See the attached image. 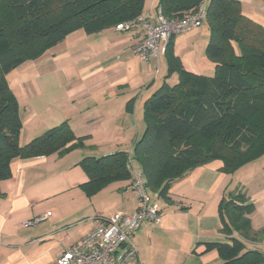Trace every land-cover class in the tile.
<instances>
[{
	"label": "trees",
	"instance_id": "obj_1",
	"mask_svg": "<svg viewBox=\"0 0 264 264\" xmlns=\"http://www.w3.org/2000/svg\"><path fill=\"white\" fill-rule=\"evenodd\" d=\"M204 1L157 0L155 10L168 19H183ZM143 10L144 0H0V181L11 177L14 159L63 155L84 139L63 122L21 145L19 107L5 76L70 32L98 33L136 19ZM204 19L209 31L205 54L213 74H195L179 60L174 66L167 59L177 83H163L144 102L145 127L132 151L79 162L88 179L80 188L87 195L112 182L132 181L131 159L141 167L147 192L166 199L173 181L195 167L218 160L221 172L230 174L264 155V27L247 19L235 0H207ZM253 211L239 191L219 202L221 233L227 241L206 248L217 253L221 264H264V253L246 249L243 242L264 236V230L251 226Z\"/></svg>",
	"mask_w": 264,
	"mask_h": 264
},
{
	"label": "crops",
	"instance_id": "obj_2",
	"mask_svg": "<svg viewBox=\"0 0 264 264\" xmlns=\"http://www.w3.org/2000/svg\"><path fill=\"white\" fill-rule=\"evenodd\" d=\"M154 12L147 9L142 14L152 16ZM129 32L127 47L131 55L138 43L140 28ZM180 63L183 69L199 74L192 60L188 62L189 69L181 60ZM102 70L97 68L92 74L83 76L84 81L93 79L95 73H102ZM127 72H131L130 67ZM135 80V77L130 81L120 75L107 84V89L119 92L115 112L118 110L116 115L121 118L123 129V135L115 139L117 143L113 146L109 145L112 125L110 120L107 122L108 113L84 115L85 112H78L61 123L66 122L76 137H84L80 147L63 155L54 153L11 162V177L0 181V264H57L61 252L85 237L98 219H108L116 212L131 214L136 209L137 197H126L128 191L133 190L131 180L112 182L97 193L87 195L80 185L88 179L78 165L86 157L132 151L143 132L137 130L134 123L127 125L132 123L137 104L136 92L132 90ZM95 85L102 87L99 83ZM144 88L139 94L145 102L150 96L148 86ZM131 99H134L133 105L128 111L126 104ZM31 113L29 118L36 114L33 109ZM23 127L24 123L19 137L21 145L45 132L24 137ZM95 133L103 138L106 134L109 138L98 144ZM121 138H125V146L119 143ZM221 167L222 163L215 160L189 170L173 181L166 199L148 192L159 207V220L157 223L143 221L133 234L138 258L131 264H221L217 253L208 250L206 245L227 241L221 233L218 204L231 192L243 193L253 204L254 211L249 215L251 226L255 231L264 230V155L234 173H223ZM105 200L109 201L108 208L96 207V201ZM114 200L121 204L112 205ZM46 215L35 225H24ZM243 242L246 249L264 253V236L261 240Z\"/></svg>",
	"mask_w": 264,
	"mask_h": 264
},
{
	"label": "rangeland",
	"instance_id": "obj_3",
	"mask_svg": "<svg viewBox=\"0 0 264 264\" xmlns=\"http://www.w3.org/2000/svg\"><path fill=\"white\" fill-rule=\"evenodd\" d=\"M235 1L238 2L241 13L247 19L264 27V0ZM156 4L157 0H144L143 12L147 9L154 12ZM206 6L207 0L204 1V8ZM113 29L91 34L81 29L70 32L64 40L42 50L40 56L25 61L5 76L8 88L19 104L20 119L24 123L22 130L24 137L42 133L48 127L78 115V112H85L84 115L108 113L107 122L109 123L110 120L112 125L109 145L113 146L117 143L115 139L123 135V129L121 118L116 115L118 110L115 112L118 108L117 93L119 92L113 88L107 89L108 83L110 84L120 75H125L130 81L135 77L132 90L136 92L134 98L137 104L131 117L132 123L128 122L127 125L134 123L133 126L135 125L137 130L143 131L144 97H140L139 92L142 93L147 85L151 96L163 83L170 87L177 83V72L169 74L167 59H171L174 66L177 65V60H181L186 68L188 62L192 60L199 74L205 76L213 74V63L205 54L209 37L205 19L200 26L175 35L170 40L168 55L162 53L159 60L149 62H143L139 54L132 52L131 55L129 54L130 49L127 47L129 31L118 33ZM127 67H130V73L127 72ZM97 68L103 69L102 73H95L97 75L93 79L84 81L83 76L92 74ZM93 83H99L102 87ZM31 109L36 114L29 118L32 114ZM73 127L77 129L76 122H73ZM95 134V141L98 144L99 142L103 144L105 139L109 138L106 134L104 138L98 133ZM123 139L125 138L119 139V143L121 141L125 146L126 141ZM130 162L133 168L130 172L133 177L134 171L141 170V167L133 159ZM126 197L134 199L136 194L133 190H129ZM96 202L97 208L109 206L107 200ZM113 204L119 205L121 201L114 200Z\"/></svg>",
	"mask_w": 264,
	"mask_h": 264
},
{
	"label": "built area",
	"instance_id": "obj_4",
	"mask_svg": "<svg viewBox=\"0 0 264 264\" xmlns=\"http://www.w3.org/2000/svg\"><path fill=\"white\" fill-rule=\"evenodd\" d=\"M205 16L204 3L183 19H168L159 9L152 16L140 15L136 19L115 26L116 31H131L139 27V40L133 52L143 62L157 60L164 53L168 39L201 25ZM131 169V164L129 165ZM132 189L138 205L131 214L116 212L108 219H98L92 230L79 242L58 256L57 264H131L138 258L133 234L143 221L157 223L159 207L148 194L139 170L134 171ZM48 215V214H47ZM46 216L35 218L24 225H35Z\"/></svg>",
	"mask_w": 264,
	"mask_h": 264
}]
</instances>
